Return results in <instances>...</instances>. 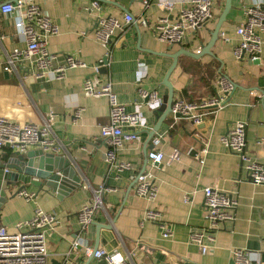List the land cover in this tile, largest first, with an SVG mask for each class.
<instances>
[{"label":"crops","instance_id":"crops-1","mask_svg":"<svg viewBox=\"0 0 264 264\" xmlns=\"http://www.w3.org/2000/svg\"><path fill=\"white\" fill-rule=\"evenodd\" d=\"M10 1L14 0H0V115L20 122H40L53 111V130L59 142L56 153L72 160L81 177V187L60 198L47 187L40 191L36 185L28 184L27 192L34 197H9L0 208V225L14 230L18 222L31 218L36 208L54 215L55 224L46 229L48 264H109L87 254L86 246L94 248L96 242L98 248L119 253L130 264H235V248L254 252L264 260V184L252 183L239 155L221 142V136L233 124L247 122L249 153L264 162L260 144L264 139V31L260 33V62L248 55L236 59L233 52L240 39L237 28L245 20L246 8L258 1L264 5V0H232L220 31L231 41H224L220 35L212 48L214 55L205 54L197 59L179 56L170 75L174 100L199 102L212 95L219 72L237 87L223 107L206 111L198 124L176 119L169 113L154 135L160 136L159 148L165 154L164 161L159 163L146 159L145 148L148 154L153 147L151 131L164 111L163 80L173 62L165 53L176 52L180 45L168 49L171 43L161 41L150 25L167 15L172 18L173 13L160 8L156 1L145 10L139 0H103L101 9H92L93 0H30L39 3L58 26L59 33L49 40V50L55 55L54 66L63 64L67 54L88 64L68 69L61 78H45L29 71V59L18 62L11 73L3 69L7 53L27 46L16 27L17 13L2 11V4ZM224 5L225 0H214L213 18L196 34L189 35L193 44L184 41L187 49L196 52L201 44L209 42L210 30ZM127 13L139 25L132 23L115 36L108 73L119 102L128 112L139 113L141 124L135 129L126 128L139 132L140 139L127 142L118 150V159L132 164L131 169L120 171L110 168L109 146L101 137L102 126L109 121L108 98L89 95L82 84L85 78L96 76L91 65L106 53L94 34L97 18L112 15L123 20ZM141 17L147 19L148 25L139 22ZM140 87L157 90L160 101L146 103ZM205 142L208 153L201 164L197 154ZM176 150L179 158L170 161ZM8 152L12 151L0 150V160L6 161L12 155ZM144 169L153 173L158 186L154 200L138 196L135 190L136 177ZM102 185L113 190L105 194L104 207L96 213L82 246L66 259L80 228L79 212ZM205 186L232 192L239 201L236 219L218 226L213 249L207 254L190 241L194 229L207 225ZM150 209L158 214L157 220L144 219ZM163 224L172 231L168 238L163 236Z\"/></svg>","mask_w":264,"mask_h":264},{"label":"built area","instance_id":"built-area-1","mask_svg":"<svg viewBox=\"0 0 264 264\" xmlns=\"http://www.w3.org/2000/svg\"><path fill=\"white\" fill-rule=\"evenodd\" d=\"M146 10L153 1L157 5L173 13L162 17L150 25L154 33L161 41L168 43L186 40L191 34H196L214 16V0H139ZM92 9H101L100 0L92 1ZM4 13H17L16 27L18 33L25 38L27 46L23 50H14L6 54L3 69L13 72L17 63L26 59L30 60L29 71L36 77L61 78L68 69L76 67H87L88 64L74 55L67 54L66 60L59 66H54L55 55L49 50L50 37L57 35L59 29L52 17L42 6L30 0H15L2 4ZM135 17L127 13L123 20L112 15H100L95 23L94 34L105 48V56L91 65L95 77L85 78L82 88L94 97L105 96L109 102V121L102 126L101 137L105 140L109 149L107 160L110 168L120 171L131 169L130 162H123L118 159V150L123 148L127 142L140 139L139 132L126 131V128H136L141 124L139 113H131L118 100L114 91V83L108 72L100 73L102 67L110 66V58L113 49V40L118 32L124 31L125 27L134 23ZM139 22L148 25L147 19L141 17ZM264 31V5L256 2L249 5L245 10V20L237 28L240 39L233 49L236 59H242L248 55L252 60L261 59L263 55L262 38L260 33ZM220 35L226 42L231 39L221 32ZM201 47L196 53L201 52ZM215 91L212 95L204 97L199 102L187 101L182 98L174 100L172 114L174 118L189 119L198 124L206 111H214L223 107L235 84L224 73L217 74L214 85ZM146 103L155 104L160 101L157 90H145L139 88ZM80 116V109L76 111ZM54 112L44 116L40 122H20L7 116L0 115V150L8 149L17 153H26L33 147H41L48 151L59 150L58 141L54 135ZM247 122L237 121L221 136V142L231 151L239 155L247 173V178L254 184H264V162L254 159L249 153L246 138ZM160 136L152 138V149L148 151V158L155 162L164 161L165 154L159 148ZM199 151L197 157L201 164L205 163V156L208 153V143ZM264 155V139L260 141ZM179 151L176 150L170 155V161L179 158ZM113 188L102 185L94 190L92 199L79 212V231L72 241L66 259L71 253L78 250L85 240L84 235L99 209L104 207V196ZM135 190L138 196L147 200H154L158 194V186L151 171H144L139 175ZM205 195L204 217L207 225L196 228L190 234V241L197 244L203 254L212 251L215 236L214 231L221 223L232 222L236 219L238 198L228 191L213 186L203 188ZM27 200H31L34 194L24 190L20 193ZM158 214L153 210H147L144 219L157 220ZM56 222L55 216L36 208L33 216L27 220L17 223L14 230L0 225V264H48V250L46 229ZM163 236L168 238L172 235L169 227L163 224ZM86 252L98 259H105L109 264H130L126 258L119 257V253H110L105 248L94 249L86 246ZM235 264H264L256 253L242 248H235L232 251Z\"/></svg>","mask_w":264,"mask_h":264},{"label":"water","instance_id":"water-1","mask_svg":"<svg viewBox=\"0 0 264 264\" xmlns=\"http://www.w3.org/2000/svg\"><path fill=\"white\" fill-rule=\"evenodd\" d=\"M231 8L232 0H225L223 11L219 15L214 28L210 30L211 39L207 44H201L202 49L200 53L187 49L182 41L171 42V46L168 49H171L175 44L180 45V49L173 53H165L173 59V62L163 80L165 91L162 107L164 111L153 127L151 137L160 130L168 114L172 113L174 87L170 81V75L178 65L179 56L183 54L197 59L205 54L214 55L212 48L219 39L222 25L226 22ZM134 24L137 27L139 25L136 18ZM185 41L186 43L193 44V41H190L188 38ZM260 60L257 59L255 61L260 62ZM106 72H108V68L102 67L100 73ZM236 87L237 85L235 84L234 90ZM147 101L148 99H146ZM146 150L147 148H145V157L148 159ZM144 171L145 169L140 174L144 173ZM140 174L136 177V183ZM28 184L36 185L40 191L47 187L61 198V195H68L81 187V177L69 157L57 154L56 151L45 150L41 147L29 149L26 153L13 152L6 161L0 160V208L9 197L13 198L22 191L27 190ZM98 247L99 244L96 242L94 249L96 250ZM92 258L93 255H91Z\"/></svg>","mask_w":264,"mask_h":264},{"label":"trees","instance_id":"trees-1","mask_svg":"<svg viewBox=\"0 0 264 264\" xmlns=\"http://www.w3.org/2000/svg\"><path fill=\"white\" fill-rule=\"evenodd\" d=\"M12 153V152H11ZM10 152H8V154H11Z\"/></svg>","mask_w":264,"mask_h":264}]
</instances>
